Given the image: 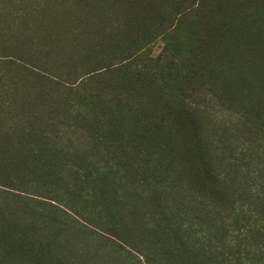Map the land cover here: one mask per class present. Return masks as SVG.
Wrapping results in <instances>:
<instances>
[{"label": "rangeland", "instance_id": "374dc122", "mask_svg": "<svg viewBox=\"0 0 264 264\" xmlns=\"http://www.w3.org/2000/svg\"><path fill=\"white\" fill-rule=\"evenodd\" d=\"M0 264H264V0H0Z\"/></svg>", "mask_w": 264, "mask_h": 264}]
</instances>
